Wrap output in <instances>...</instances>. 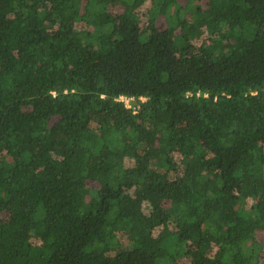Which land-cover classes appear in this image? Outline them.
<instances>
[{
	"label": "trees",
	"instance_id": "1",
	"mask_svg": "<svg viewBox=\"0 0 264 264\" xmlns=\"http://www.w3.org/2000/svg\"><path fill=\"white\" fill-rule=\"evenodd\" d=\"M0 264H264V0H0Z\"/></svg>",
	"mask_w": 264,
	"mask_h": 264
},
{
	"label": "built area",
	"instance_id": "2",
	"mask_svg": "<svg viewBox=\"0 0 264 264\" xmlns=\"http://www.w3.org/2000/svg\"><path fill=\"white\" fill-rule=\"evenodd\" d=\"M142 99H143V98H142ZM118 100H119V101H123V103L125 104L126 107H130V106H131L132 98L119 97Z\"/></svg>",
	"mask_w": 264,
	"mask_h": 264
}]
</instances>
